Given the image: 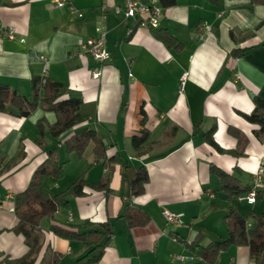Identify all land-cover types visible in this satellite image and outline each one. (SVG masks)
I'll return each mask as SVG.
<instances>
[{"label": "crops", "instance_id": "crops-1", "mask_svg": "<svg viewBox=\"0 0 264 264\" xmlns=\"http://www.w3.org/2000/svg\"><path fill=\"white\" fill-rule=\"evenodd\" d=\"M140 1L160 6L156 28L177 38L180 50L167 48L140 19L125 17L124 0H71L83 12L81 17L67 6H54L53 0H0V83L29 98L32 76L46 75L81 97L79 112L86 118L56 139L46 133L39 144L36 123L41 118L54 123L53 111L37 106L28 116L0 112V264L29 248L24 234L15 231L19 219L14 197L52 146L63 161V175L52 185L53 192L81 174L88 182L108 175L110 191L86 185L52 219L41 217L33 264L46 263L52 253L60 254L59 264H73L87 247L54 234L50 225L85 220H109L113 229L95 264H196L201 259L184 242L197 235L203 246L225 239L229 208L245 218L250 211H264L262 199L250 205L229 198L210 171L211 164L228 173L238 167L244 184L256 175L264 179V140L254 133L258 126L242 115L253 109L254 96L264 100V5H250V0H177L173 5ZM100 25L107 29L105 47L112 60L74 53ZM202 25L211 30L200 31ZM9 28L15 31L11 39L2 34ZM235 50L245 51L238 55ZM228 126L247 137L241 156L221 153L209 141L233 149L237 140ZM84 127L96 131L106 157L115 156L111 170L94 155L92 142L81 157L66 153L65 138ZM142 129L147 136L135 147L132 139ZM141 164L148 181L134 195L129 186ZM127 206L143 210L149 221L128 227L120 217ZM163 209L176 221H167ZM216 263L255 264L246 245L221 251Z\"/></svg>", "mask_w": 264, "mask_h": 264}, {"label": "trees", "instance_id": "trees-1", "mask_svg": "<svg viewBox=\"0 0 264 264\" xmlns=\"http://www.w3.org/2000/svg\"><path fill=\"white\" fill-rule=\"evenodd\" d=\"M163 5H173L177 0H160ZM264 5V0H250L252 4ZM264 24V21H261ZM152 35L160 40L167 48L180 50L182 43L177 40L170 32L165 29L156 28L148 25ZM264 45V43H262ZM245 50H235L234 53L241 55ZM31 95L29 98L19 95L8 85L0 83V112H8L16 116H28L37 106L44 110L53 111L56 121L49 124L44 118L37 121L38 143H43V136L47 133L56 139L62 133L70 129L74 124L83 121L84 115L80 114L79 108L82 103L81 97L73 92H67L66 86L46 75H35L31 78ZM67 94V97L63 95ZM254 107L250 113H242L243 117L258 128L254 131L259 140H264V100L258 96L252 98ZM228 132L237 140L233 149H223L218 146L213 139L209 138L210 143L218 151L229 153L233 156L244 154V147L247 137L233 126H228ZM139 137L134 136L132 143L135 147L141 145L147 136L144 129L141 130ZM93 143V153L96 157H102V165L111 170L115 156L106 157L105 148L102 140L96 131L84 127L63 141L66 153H73L76 157H81L87 149L88 144ZM20 155L23 151L20 149ZM3 157L0 156V163ZM63 161L57 158L56 147L48 149L46 158L35 168L30 181L22 192L16 193L14 197V212L19 219L15 231L24 234L25 242L29 246L27 252L19 258L7 260L5 264H33L36 254L40 248L38 225L41 217L53 218L54 213L59 208L69 206V197L83 193L84 186L92 189L102 190L105 193L110 191L109 176H100L96 182H88L81 175L72 181L65 189L53 192L52 185L63 175ZM210 171L214 172L219 178V189L226 193L229 198L238 197L243 192H247L253 183L244 184L239 179L240 169L234 168L232 173L225 172L214 164L210 165ZM144 165H137L134 176L130 182V190L134 195H139L144 191L148 181ZM256 186V199L264 200V179H260ZM120 217L126 220L127 226L143 225L149 221V216L140 208L127 206L124 208ZM248 219L251 220L247 224ZM227 236L220 241H213L207 245H201V235H197L191 242H184L186 248L202 262L196 264H217L218 254L232 245H246L250 258L255 264H264V211L255 213L250 211L248 216L243 217L238 209L229 208L226 215ZM51 231L69 241H81L87 250L78 256L73 264H95L104 251L105 246L113 235L112 225L109 220L104 223H94L85 220L81 224H68L61 226L53 223L50 225ZM60 254L52 253L48 261L44 264H59ZM43 264V263H40Z\"/></svg>", "mask_w": 264, "mask_h": 264}, {"label": "built area", "instance_id": "built-area-1", "mask_svg": "<svg viewBox=\"0 0 264 264\" xmlns=\"http://www.w3.org/2000/svg\"><path fill=\"white\" fill-rule=\"evenodd\" d=\"M53 4L56 7L67 6L70 12L75 13L78 17L83 16V12L78 10L71 2V0H53ZM161 8L155 4H145L140 0H124L123 12L125 17L138 18L141 22L151 25L153 27L158 26V17L160 15ZM200 31L211 30L210 25H202L199 28ZM2 34L7 38L11 39L14 37L15 31L13 28L7 30H2ZM107 29L104 25L96 26V34L90 36L80 42L77 48L74 50V53L79 55H89L93 59L98 61H110L112 60L111 54L106 50L105 41H106ZM203 34V32H201ZM202 36V35H201ZM92 77H97V72H92ZM253 184L249 190L241 195H238V199L245 200L248 204L255 202L256 196V186L259 185L260 177L258 175L251 181ZM162 215L167 221H176V216L168 212L167 210H162ZM176 259L183 260L185 256L176 255ZM190 259V258H187Z\"/></svg>", "mask_w": 264, "mask_h": 264}]
</instances>
